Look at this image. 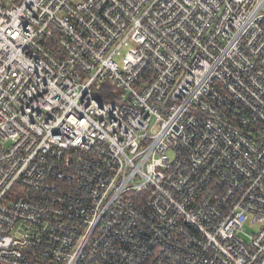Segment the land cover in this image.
<instances>
[{
    "label": "built area",
    "instance_id": "built-area-1",
    "mask_svg": "<svg viewBox=\"0 0 264 264\" xmlns=\"http://www.w3.org/2000/svg\"><path fill=\"white\" fill-rule=\"evenodd\" d=\"M0 264H264V0H0Z\"/></svg>",
    "mask_w": 264,
    "mask_h": 264
},
{
    "label": "rangeland",
    "instance_id": "rangeland-1",
    "mask_svg": "<svg viewBox=\"0 0 264 264\" xmlns=\"http://www.w3.org/2000/svg\"><path fill=\"white\" fill-rule=\"evenodd\" d=\"M122 53L124 54V51H122ZM155 129V128H154ZM152 133H154V132H152ZM255 230H257V228L256 227H247V229H246V234H248V235H250V234H252Z\"/></svg>",
    "mask_w": 264,
    "mask_h": 264
}]
</instances>
